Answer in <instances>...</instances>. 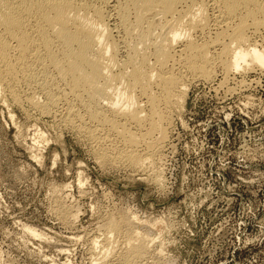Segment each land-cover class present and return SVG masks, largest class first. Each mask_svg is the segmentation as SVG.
<instances>
[{"label": "rangeland", "instance_id": "obj_1", "mask_svg": "<svg viewBox=\"0 0 264 264\" xmlns=\"http://www.w3.org/2000/svg\"><path fill=\"white\" fill-rule=\"evenodd\" d=\"M247 36L264 51V29ZM217 64L209 80L176 66L187 91L166 107V139L138 147L152 159L142 168L107 128L80 130L63 104L42 113L34 88L14 100L0 87V264H264V69ZM125 217L131 235L110 233Z\"/></svg>", "mask_w": 264, "mask_h": 264}, {"label": "bare ground", "instance_id": "obj_2", "mask_svg": "<svg viewBox=\"0 0 264 264\" xmlns=\"http://www.w3.org/2000/svg\"><path fill=\"white\" fill-rule=\"evenodd\" d=\"M213 24L214 36L199 44L194 37L213 31ZM261 29L263 0H0V87L14 100L17 85L34 88L46 98L32 100L42 113L63 104L80 130L107 128V138L124 146L121 158L142 168L150 159L138 147L153 153V136L166 139V107L187 91L176 66L205 80L217 63L228 74L264 69V51L247 36ZM125 218L110 219V233H131ZM141 240L127 261L141 257L147 244Z\"/></svg>", "mask_w": 264, "mask_h": 264}]
</instances>
